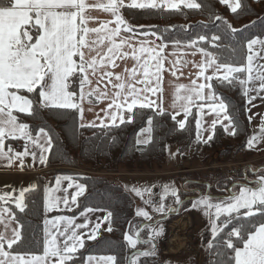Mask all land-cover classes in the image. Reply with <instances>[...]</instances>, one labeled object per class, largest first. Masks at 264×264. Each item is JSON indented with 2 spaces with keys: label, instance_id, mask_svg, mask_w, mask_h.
I'll return each mask as SVG.
<instances>
[{
  "label": "snow or ice",
  "instance_id": "6c2138e0",
  "mask_svg": "<svg viewBox=\"0 0 264 264\" xmlns=\"http://www.w3.org/2000/svg\"><path fill=\"white\" fill-rule=\"evenodd\" d=\"M219 3L225 5L233 14H238V10L244 8L242 0H219ZM181 4L188 9L202 7L197 0H0V160H6L8 166L19 161L20 170L23 171L24 158L30 155L34 163L38 161L40 165L47 166L49 153L53 148L52 136L44 127H39L34 137L29 125L21 122L17 115L20 113L35 116L37 103L43 109L75 110L79 114V128H106L109 124L118 127L117 122H133L136 115L134 109L153 108L156 101L150 99L149 94H162L164 73L170 71L176 76L179 70L177 65L181 63V59L177 57V50L181 48V41L172 42L174 50L170 55L177 58L169 60L165 54L169 45L162 34L151 30L155 26H148L149 31H139L124 18L121 10H178ZM94 12L109 14L113 19L99 21L93 15ZM215 19L226 26L225 38H231L243 30L232 27L219 15ZM96 24L98 26H93ZM110 24L114 26L110 27ZM144 27L140 25L139 29ZM139 36H154L160 42L149 39L137 41ZM222 39L221 35L216 34L210 37L199 35L197 39L183 45L185 48L195 49L191 53L193 56L197 52L201 54L202 60L194 66L199 68L197 77L203 78L205 82L197 83L193 79L189 85L175 86V100L182 102L179 107L185 116L184 120L177 123L179 129H185L187 117L191 115L192 107L196 106L200 114V118L196 119L198 143L207 144L213 139L217 123H221L225 132L230 135L237 133L228 105L215 91L217 84L223 86L226 82L232 87L239 86L249 104L260 93H264V63H260L264 60V39H247L246 45L233 41L235 46L219 43ZM201 42L210 44L216 51L201 46ZM224 47H231L233 58H221L220 52ZM243 47L247 50L243 62L235 60L236 52ZM129 58L135 62L132 68L125 67L120 73L114 71L119 67L116 63L118 59L126 63ZM166 61L171 67H165ZM187 63L188 61H183L184 66ZM209 69L211 74L206 75ZM105 81L101 88V83ZM252 92L257 95H250ZM101 100L110 102L105 109H101L104 118L97 116L100 124L95 121L85 122L84 102L91 104ZM206 106L215 114L207 128L202 124ZM173 107H176L175 102ZM158 110L160 115L164 114L162 108ZM125 112L128 114L127 118ZM179 114L177 111L171 119L176 121ZM251 119L249 116V122ZM147 125L140 129L137 145L146 146L152 142V116L147 118ZM205 132L209 133L206 137L203 135ZM7 138L24 139L23 151H15L10 145L5 151ZM260 140H264V119L260 125V133L249 138L247 145L252 147ZM30 146L33 148L31 151ZM170 155L174 158L176 154ZM62 180L72 181L73 178L57 176L54 186L44 187L43 241L40 254L17 250L25 242V225L18 219L15 211L4 206L13 201L16 209L24 213L28 208L25 202L26 193L36 190L37 185L21 188L15 197L9 192L0 194V264H77V253L85 247L84 237L93 241L97 239L101 227L99 223L95 224L90 234L78 231L89 228L87 213L96 209L85 208L81 213L85 218L84 223H75L74 217L63 215L48 218L47 214L59 210L61 204L68 211L72 210L67 196L56 195L61 191ZM72 186L70 183L69 187ZM75 188L77 191L71 196L73 205L77 204V198L83 196L87 190L86 185L81 183H76ZM224 190L230 194L219 202H212L210 194H201L192 202V207H202L204 215L211 221L212 240L207 245L210 254L214 252L221 256V245L231 250V255L224 260L217 259L214 264H264V171H257L255 179L244 184L237 185L233 181L232 189ZM131 191L141 199L147 193L149 198L144 203L154 205L153 211L160 214L172 210L165 204L167 197H173L177 205L182 203L179 189L174 182L162 185L163 194L158 204L151 199V187L133 186ZM135 215L147 221L153 219L143 208H137ZM112 217L111 211L104 217L108 223L106 230L109 232L112 231ZM226 229L230 230L225 231ZM161 231L162 229L153 228L148 233V239L143 241L140 238V229L134 235L126 232L124 239L135 250L127 257L128 264H141V257H154V239ZM140 243L150 247L140 250L137 248ZM81 264H117V256L88 255Z\"/></svg>",
  "mask_w": 264,
  "mask_h": 264
},
{
  "label": "trees",
  "instance_id": "16d2710c",
  "mask_svg": "<svg viewBox=\"0 0 264 264\" xmlns=\"http://www.w3.org/2000/svg\"><path fill=\"white\" fill-rule=\"evenodd\" d=\"M197 2L202 5L200 9L125 8L121 11L124 18L131 25L136 26L139 31H149L148 26H155L151 30L162 34L168 44L179 40L184 45L190 40L197 39L199 35L210 37L213 34L222 36L223 39L219 43L232 46H235L233 41L246 45L247 39L256 37L264 39V0H242L244 8L238 10V14H233L218 0H197ZM216 15L228 21L232 27L243 30L231 38H225L226 26L215 19ZM140 25L145 27L139 29ZM246 25L249 27H245ZM201 46L207 47L210 51H216L205 42H201ZM246 51V47L238 49L234 59L243 62ZM220 55L222 59L233 58L231 47H224ZM213 83L215 84V81ZM215 91L228 105V111L235 122L237 133L228 135L222 127H217L213 139L207 144L198 143L196 140L197 115L195 112L188 117L183 130L179 129L177 121L171 119L172 115L168 113L160 115L158 111L152 109H134L136 115L132 123L106 129L79 128V114L75 110L43 109L38 103L35 106V116L19 113L17 115L21 122L29 125L33 136L37 134L39 127H44L52 136L53 148L49 156L48 167L54 168L53 175H77L62 169L63 165L71 164L72 156L80 167L87 169H92L98 162H103L108 170L110 166H114V169L123 166L129 172L161 171L168 164L169 145L179 148L177 152L180 153L182 159L189 158L191 161L199 159L203 165L218 149L225 147L230 141L238 143V148L246 150L247 157L257 155L255 151L249 150L247 145L251 135V123L248 120L247 101L242 94V89L239 86H229L225 82L223 86L217 84ZM149 116L153 117L152 142L146 146L137 145L136 140L140 129L148 126ZM110 171L113 172V170ZM76 179L85 184L87 189L80 199V210L87 207L113 213L112 231L102 238L86 243V246L77 253L79 257L77 264H81L87 255H115L117 264H128L127 257L133 251L128 249L124 234L130 230V225L135 219V206L132 198L109 181H98L81 174H78ZM228 182L230 184L229 179ZM44 187L45 182L42 181L36 190L26 194L25 202L28 208L24 213L14 210L18 219L25 225V242L17 248L18 251L29 250L37 254L42 252ZM228 230L230 229L225 231ZM105 237L108 238L105 239ZM210 240H212L211 232L206 229L202 236L201 248L207 246ZM219 251L222 253L221 256L215 255L214 252L210 254L208 250L203 264H214L217 259L224 260L231 255V250L223 248L222 245ZM147 264H159V262L153 261Z\"/></svg>",
  "mask_w": 264,
  "mask_h": 264
},
{
  "label": "rangeland",
  "instance_id": "374dc122",
  "mask_svg": "<svg viewBox=\"0 0 264 264\" xmlns=\"http://www.w3.org/2000/svg\"><path fill=\"white\" fill-rule=\"evenodd\" d=\"M260 63H264V60H261ZM250 95H257L255 92L250 93ZM247 98V97H246ZM248 100V98H247ZM248 103V102H247ZM248 115L252 117L251 119V137L253 135H257L260 133V125L262 123V119H264V93H260L255 100L252 101L251 104L248 103ZM143 138V137H139ZM234 143L237 147L238 143L234 141H230L229 144ZM228 145V144H227ZM170 146V145H169ZM168 146V147H169ZM175 146V145H174ZM253 147V146H252ZM254 147L257 149L255 151L257 155L247 157L239 156L234 159V162H242V161H251L254 162L252 167H256L259 165H264V140H260L254 144ZM169 149V148H168ZM179 149V148H178ZM177 147H174L172 152L168 154H176L172 160H168L167 166L163 170H158L156 172H129L123 168V166H118L114 169V166L109 167L110 173H106V175H98L95 173H91L96 171L97 165L92 167V169L82 168L75 162L73 156L71 157V164L68 166L62 167L63 170H67L72 173L81 174L82 176L91 177L95 180H105L111 182L115 187L120 188L124 192H126L133 200L135 206V212L137 208H143L152 215L153 219L165 216L169 211H166L164 214H160L153 211L154 205H148L144 203V200L149 198V195L146 193L144 199H141L134 192L131 191L133 186L144 188L151 187V199L153 201H158L159 198L163 194L162 185L173 183L179 189V195L181 196L180 186L185 182H192L195 180L207 182L209 184H214L218 187H225L229 184L228 179L231 177L233 179H237V176H233L230 173L229 167H212L218 166L222 160L220 157V149L216 153H214L209 161L206 164H202L199 159L190 160L189 158L182 159L180 153H178ZM142 150V148H141ZM171 156V155H170ZM185 161V163H184ZM217 164H215V163ZM103 163V162H102ZM231 168H240L239 166H230ZM211 168V169H210ZM83 171L80 173L79 171ZM86 171V173L84 172ZM89 173V174H87ZM102 173V172H101ZM231 174V176H230ZM75 175V176H77ZM221 185V186H220ZM211 196H214L212 202H219L225 198L216 197L218 194L216 190H212L210 192ZM196 200V199H195ZM192 201H189L186 210L182 211L183 214H187L192 219V224L188 221L187 228L185 232L182 234H178L176 240H174V235L179 228L180 223L183 220V217L171 218L168 222H161L154 226H146L140 234L141 241L148 239V233L152 231L153 228L162 229L161 234L155 237V241L158 244L156 255L154 257L143 258L141 257V264L153 263V261L159 262V264H203L205 259L206 252H208L207 246L203 249L202 244V236L205 233L206 229L210 228V219L204 215L202 207L193 208ZM166 206L170 209L172 206L176 205L174 203V198L169 196L165 200ZM243 211V210H242ZM148 222L143 217H137L135 215V219L131 223V228L128 231L129 234L135 233L136 229L141 226V224ZM219 223V222H218ZM190 227V228H189ZM189 228V229H188ZM170 229V236L168 235L167 241L164 239L167 237L168 230ZM104 235L101 236V238ZM108 237H105L107 239ZM142 243L137 245L138 249L148 248V246H141ZM208 245V244H207ZM171 246V247H170ZM127 247L130 251H135L131 249V247L127 244ZM163 250L165 253H163ZM170 250V251H168ZM145 260V261H144ZM148 261V262H147Z\"/></svg>",
  "mask_w": 264,
  "mask_h": 264
},
{
  "label": "crops",
  "instance_id": "0c3cea01",
  "mask_svg": "<svg viewBox=\"0 0 264 264\" xmlns=\"http://www.w3.org/2000/svg\"><path fill=\"white\" fill-rule=\"evenodd\" d=\"M126 2H130V0H126ZM181 7L186 8L183 6V4H181L180 8ZM158 9L176 10V9H167V8H158ZM93 15L98 17L99 21H105V20L113 19L112 17H110L109 14L102 13V12H94ZM93 26H98V24L93 25ZM109 26L113 27L114 24H110ZM139 39H149L152 41H156V43L160 42V41H157L154 36H149L147 38L139 36L136 38L137 41ZM134 42H136V41H134ZM168 45H169V47L165 50V54L168 55L169 60L176 59L177 57H179L181 59V63L179 65H177L179 70L176 72V76H173L170 71H166L164 73V78H163V82L161 85L162 89H163L162 94H160V93H158L156 95L149 94L150 99L156 101V105L153 108H145V109H152V110H156L159 112L158 109L162 108L164 110V113H168L170 115H173L177 111H179L180 114L176 116V121L178 122V121L184 120L185 116H184L183 111L179 107L180 103H182V102L175 100V86L177 84L189 85L191 80H193V79H196L197 83L205 82L203 80V78L197 77V73L199 71V68L194 66V64L200 63V61L202 60V56L199 52H197L196 55L193 56L191 53L195 49L185 48V47H183V44H181V48L177 50V57H173L170 55V53H172V51L174 50L173 44H168ZM183 61H188L187 66L183 65ZM116 63L119 65V67L115 68L114 71L117 73H120V72H123V69L125 67L132 68V66L134 65L135 62L129 58L126 61V63L119 60V59L116 61ZM165 67L166 68L171 67L167 61L165 63ZM210 74H211V69L208 70L206 75H210ZM104 83H106V81L101 83V85H100L101 88L104 87ZM108 87L111 90V86L109 85ZM205 92H207V90H205ZM181 94H183V93H181ZM246 101H247V98H246ZM109 102L110 101H108V100H101V101H97V102L90 104L87 101H85L83 104V107L85 108V112H84L85 122L95 121L97 124H100V119H97V116L99 115V117L101 119L104 118V112H102L101 109H105ZM174 102L176 104V107H173ZM207 103H211V102H207ZM89 108H91L92 110L89 111L88 110ZM136 109H138V108H136ZM247 111H248V103H247ZM194 112L196 113L197 118H200V114H199L196 106H193L191 109V114ZM127 115L128 114L125 112V118H127ZM188 117H187V119H188ZM248 117H249V115H248ZM214 118H215V114L211 113L210 109L206 106L204 109L203 117H202L203 127H205V128L209 127L211 124V120ZM105 123H108V121H105ZM117 123H118V126L121 125V124H119V122H117ZM223 123L227 124V121H224ZM217 127H222L224 129V127L221 123H217L216 128ZM86 128L106 129V128H113V127L109 124V126L106 128L105 127H86ZM216 128H215V130H216ZM208 134L209 133H207V132L203 133V135L205 137ZM227 134L230 135L229 133H227ZM196 135H197V133H196ZM250 138H251V135H250ZM19 142H25V140L24 139H11V138L5 139V151H7V148L9 145L16 144ZM41 142H43V137H41ZM248 149L252 150V151H257V149L254 146L253 147L248 146ZM31 150H33V148L30 146V151ZM37 152L39 154V150H37ZM262 154H264V153H262ZM49 156H50V153H49ZM19 163H20L19 161H15L11 166H8L6 160H0V194H3L4 192H9L12 194L13 197H15L19 194V190L21 188H27L33 184L37 185V187H38V185L42 181L45 182V186L47 185L49 187H52L55 185V178L57 176H71L73 178L72 181H68V180H62L61 181V185H60L61 191L57 192L56 195L60 196V197L67 196L69 199V206L71 207L72 210L68 211L67 208L63 204H61L59 210H54L53 212L48 213L47 216H48V218H52L53 216H56V215H63V216H68V217H74L75 223H84L85 222V218L83 216H81V213L85 209L80 210V208H79L80 199L85 194L83 196H80L77 198V204L76 205H73L71 203V196L74 195L75 192L77 191V189L75 188V184L81 183L79 180L76 179L77 176H75L73 174L53 175L52 172H53L54 168H52V169L49 168L48 164H47V166L40 165L38 163V161L34 163L32 160V157L30 155L24 158V170L23 171L20 170ZM51 178H52V182L50 183ZM70 183L73 184L72 187H69ZM13 189H15L16 191L13 192ZM64 189H66L67 191L65 192ZM157 202L158 201H156V203ZM0 204H2V202H0ZM4 206L10 207L13 211L14 210L19 211L18 209H16L15 203L13 201H9L8 204H6ZM106 215H107V211H104V210H96V211L87 213L88 220L90 221L89 228L78 230V231L90 234V231L95 226V224L99 223L101 225L99 233L97 235V239H99L102 235H106L109 232L106 230L108 227V223L104 220V217ZM184 217H186V228H187L188 221H189L190 226H191L192 219L190 216H184ZM0 230H2V226H0ZM169 231H170V229L168 230L165 242L167 241L168 235L170 236ZM84 239H85V246H86V243L93 242V240H88L86 238V236L84 237ZM96 256H99V255H96Z\"/></svg>",
  "mask_w": 264,
  "mask_h": 264
},
{
  "label": "built area",
  "instance_id": "2783aa9c",
  "mask_svg": "<svg viewBox=\"0 0 264 264\" xmlns=\"http://www.w3.org/2000/svg\"><path fill=\"white\" fill-rule=\"evenodd\" d=\"M25 142H19L16 144L10 145L15 151H22L24 149ZM174 145H170L168 148L169 152H172L174 150ZM220 159L222 160L219 162L220 164L218 166H212V167H218V168H223V167H229L230 168V173L233 176H239L242 172V170L248 166H252L254 162L251 161H242V162H234V159H236L239 156H244L246 155V150L238 148L234 143L228 144L225 147H223L220 151ZM170 160H172V156L169 155ZM185 163V161H184ZM215 163V162H214ZM217 164V163H215ZM230 166H239L240 168H231ZM211 169V168H210ZM80 173H83V171H79ZM86 173V171H84ZM102 172V173H101ZM91 173L95 174H100V175H106V173H110L108 170V167L105 163L100 162L97 165L96 171H93ZM89 174V173H87ZM230 174V176H231ZM232 177V176H231ZM165 241V239H164ZM163 253L164 250H163Z\"/></svg>",
  "mask_w": 264,
  "mask_h": 264
},
{
  "label": "flooded vegetation",
  "instance_id": "af4514ba",
  "mask_svg": "<svg viewBox=\"0 0 264 264\" xmlns=\"http://www.w3.org/2000/svg\"><path fill=\"white\" fill-rule=\"evenodd\" d=\"M247 171H248V169H247ZM256 171H264V165H259V166H256V167H254L251 171L249 170L248 171V180L250 181V180H253V179H255V172ZM242 175V177H240ZM229 180H230V184L228 185V187H227V189H230L231 187H232V183H233V181H235L236 182V184H242V183H244V175H243V170H242V172H241V174L239 175V176H237V179H233V178H229ZM192 182H203V181H198V180H195V181H192ZM185 185V186H184ZM211 185V189H210V192H212V190H216V192H217V196L216 197H220V196H224V197H227L230 193H229V191H227V190H224L225 189V187H223V188H221V187H218V186H216V185H214V184H210ZM184 186V190H183V187ZM180 194H181V196H180V199H181V201H182V203L181 204H179V205H174V206H172L170 209H172V208H174V209H176L178 206H180V215L178 216V218L179 217H181L182 215H184V214H182V211H184V210H186V206H187V204H188V202H184L187 198H190V197H193V198H195V197H197L198 196V191H202L203 193H205V191H206V187L205 186H203V185H201V184H194V183H190V182H188V184H187V182H185L183 185H181L180 187ZM184 191V192H183ZM189 192V193H188ZM222 193V194H221ZM175 211V210H174ZM173 211V212H174ZM164 217V216H163ZM171 218H175V217H171ZM170 218V219H171ZM178 218H176V219H178ZM168 222V221H167ZM163 223H165V222H163ZM146 246H148V245H146ZM144 247V246H143ZM142 249H147V248H142Z\"/></svg>",
  "mask_w": 264,
  "mask_h": 264
},
{
  "label": "water",
  "instance_id": "95a60500",
  "mask_svg": "<svg viewBox=\"0 0 264 264\" xmlns=\"http://www.w3.org/2000/svg\"><path fill=\"white\" fill-rule=\"evenodd\" d=\"M247 169H248V171L250 170H252L253 169V167L252 166H248V167H246V168H244L243 169V175H244V183H246L247 181H249L248 180V171H247ZM257 172V171H256ZM255 172V173H256ZM190 183H194V184H201V185H203V186H205L206 187V191H205V193H203L201 190L200 191H198V196L197 197H195V198H193V197H190V198H187L184 202H189V201H192V200H195V199H197V198H199L200 196H201V194H204V195H208V194H210V189H211V187H209V183H207V182H190ZM244 183H242V184H244ZM237 185H240V184H237ZM185 186V185H184ZM184 186L182 187L183 188V190H184ZM230 189H232V187L230 188ZM189 193V192H188ZM211 197H213L214 198V196H211ZM220 198H226V197H224V196H220ZM175 210V211H174ZM174 211V212H173ZM180 215V206H178L176 209H174V208H172V210L171 211H169L164 217H161V218H158V219H156V220H152V221H148V222H145V223H143V224H141V226L139 227V229H140V234H141V232L143 231V229L146 227V226H154V225H156V224H158V223H161V222H165V221H169L170 220V218L171 217H178ZM184 216H189V215H187V214H184V215H182L181 217H184ZM189 229V228H188ZM165 239H166V237H165ZM154 243H155V245H156V248H155V251L157 250V243H156V241L154 240ZM141 246H146L145 244H141ZM140 250H145V249H140ZM131 255V254H130ZM129 255V256H130Z\"/></svg>",
  "mask_w": 264,
  "mask_h": 264
},
{
  "label": "bare ground",
  "instance_id": "6f19581e",
  "mask_svg": "<svg viewBox=\"0 0 264 264\" xmlns=\"http://www.w3.org/2000/svg\"><path fill=\"white\" fill-rule=\"evenodd\" d=\"M185 230H186V217H184L182 222L180 223L179 228L175 233L174 240H176L178 234L179 235L182 234L183 232H185ZM168 251H170V250H168Z\"/></svg>",
  "mask_w": 264,
  "mask_h": 264
}]
</instances>
